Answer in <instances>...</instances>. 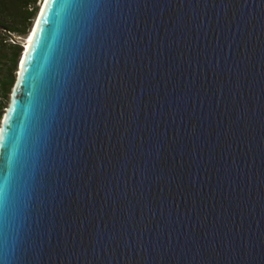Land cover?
Masks as SVG:
<instances>
[{
	"label": "water",
	"instance_id": "1",
	"mask_svg": "<svg viewBox=\"0 0 264 264\" xmlns=\"http://www.w3.org/2000/svg\"><path fill=\"white\" fill-rule=\"evenodd\" d=\"M27 37L0 264H264V0H44Z\"/></svg>",
	"mask_w": 264,
	"mask_h": 264
},
{
	"label": "trees",
	"instance_id": "2",
	"mask_svg": "<svg viewBox=\"0 0 264 264\" xmlns=\"http://www.w3.org/2000/svg\"><path fill=\"white\" fill-rule=\"evenodd\" d=\"M38 12V0H0V32L9 38L28 36ZM2 42L4 43L2 48L0 46V59L7 58L10 53L14 69L22 46L20 42L9 43L7 39ZM5 82L4 87L12 84V81H8V84Z\"/></svg>",
	"mask_w": 264,
	"mask_h": 264
},
{
	"label": "rangeland",
	"instance_id": "3",
	"mask_svg": "<svg viewBox=\"0 0 264 264\" xmlns=\"http://www.w3.org/2000/svg\"><path fill=\"white\" fill-rule=\"evenodd\" d=\"M43 2H44V0H38L39 10H40V7L43 4ZM35 20H36V18H35ZM35 20L33 22V25L35 23ZM26 37L9 38L0 32V46H1V48H2V44L4 43V42H2L3 39H7L9 43H14V41L20 42V45L22 46L21 54L17 60L16 67L14 69H13V61L10 59V53L8 54L7 58L0 59V84H1V87H0V126H1L4 114L6 112V109L10 103L11 94H12L17 76H18L19 65H20V61L22 59V53L24 51V45H25V42L27 41ZM5 80H7V82H5ZM8 81H12V84L10 86L4 87V85H3L4 82H5V84L6 83L8 84Z\"/></svg>",
	"mask_w": 264,
	"mask_h": 264
},
{
	"label": "bare ground",
	"instance_id": "4",
	"mask_svg": "<svg viewBox=\"0 0 264 264\" xmlns=\"http://www.w3.org/2000/svg\"><path fill=\"white\" fill-rule=\"evenodd\" d=\"M31 38H33V37H31ZM31 40H32V39H30V41L28 40V41L25 42V45H26V48H27L26 50H28ZM24 49H25V48H24ZM25 52H26V51H25Z\"/></svg>",
	"mask_w": 264,
	"mask_h": 264
},
{
	"label": "snow or ice",
	"instance_id": "5",
	"mask_svg": "<svg viewBox=\"0 0 264 264\" xmlns=\"http://www.w3.org/2000/svg\"><path fill=\"white\" fill-rule=\"evenodd\" d=\"M3 138L2 137H0V140H2Z\"/></svg>",
	"mask_w": 264,
	"mask_h": 264
}]
</instances>
